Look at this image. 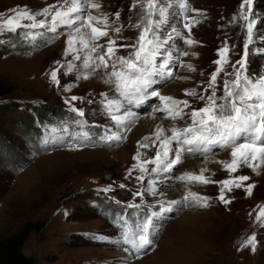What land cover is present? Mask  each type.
Masks as SVG:
<instances>
[{"label":"rangeland","instance_id":"rangeland-1","mask_svg":"<svg viewBox=\"0 0 264 264\" xmlns=\"http://www.w3.org/2000/svg\"><path fill=\"white\" fill-rule=\"evenodd\" d=\"M98 2L101 9L92 10L93 15L108 14L111 22L114 14L120 12V21L114 26L123 25L122 32L108 31L117 40L116 54L128 56L133 49L119 45L135 43L140 29L134 25L141 23L142 7L131 8L133 0ZM242 2L161 0L165 16L157 33L162 47L155 63L159 68L164 62L167 68L152 77L151 87L141 98L132 101L144 102L140 107L124 100L119 111L115 108L109 111L102 95L121 99L114 85L105 82L111 66L92 72L86 64L89 55L95 57L105 48H99L97 53L81 49L79 59H74L77 54H65L67 36L78 23L71 28L57 25L55 32L47 26L0 32V82L9 89L0 95V147L7 148L6 156L0 154V237L26 220L41 221L43 225L32 229L21 247L24 254L33 256V264H264V216L256 220L264 208V165L255 171L241 166L235 173H229L220 162L231 161L230 149L213 148L209 153L184 151L182 162L170 171L151 173L154 165L144 164L148 174L142 183L136 179L141 175L139 165L155 158L160 141L153 143L151 133L147 141L144 136L130 137L139 116H159L165 130L190 125L189 115L176 120L166 118L167 113L161 109L170 102L150 93L158 91L176 100H187L190 107L181 106L185 113L204 107L205 101L199 99V94H210L204 93V89L218 67L214 63L221 58L218 50L227 42L230 63L223 66L217 78V95H222L223 81L234 78L226 73H234L232 65L244 54L247 21L240 14ZM60 3L61 0H0V22L25 9L41 12L49 5L59 7ZM252 7L250 19L257 24L247 66L256 78L257 73L264 74V0H253ZM36 19L50 21L51 14ZM153 19L160 20L158 13ZM22 22L32 23L27 19ZM185 22L191 24L190 32L184 28ZM108 39L102 37L95 43L106 47ZM187 39L194 43L189 45ZM52 71L58 72L59 85L51 80ZM168 71L172 76L166 74ZM93 73L99 76L94 86L83 78ZM186 89H194L198 95L188 96ZM71 96L81 98L73 104L84 110V117L69 110L65 101ZM33 107L50 109L51 115L36 123L35 141L31 142L29 132L18 121L21 117L36 122ZM130 110H135V114L130 115ZM112 115L127 118L117 124ZM130 119H136L135 123ZM114 133L121 140L103 139ZM165 134L170 136L171 132ZM176 148L174 143L173 149ZM224 153L228 155L222 157ZM174 155L175 152L170 154L169 159ZM194 159L218 163L215 172L204 173L213 182L201 184L180 179L186 172L200 174L196 169L183 170L185 163ZM239 175L251 177L243 183L255 185L252 195L248 196L244 187H233L232 191L225 190V199L231 203H223L219 199L223 185L216 182ZM149 180L154 182L155 195L145 191ZM176 191L179 198L171 199ZM189 191L206 197L207 206L191 199L184 201ZM136 192H144L143 197L134 195ZM172 200L180 203L172 211L161 213L160 206L167 207ZM127 204L140 207L130 209ZM153 212L156 213L153 244L136 253L124 243L127 229L119 217H125L128 227L135 228L137 222ZM187 213L192 217L181 219ZM253 235L255 244L246 246Z\"/></svg>","mask_w":264,"mask_h":264},{"label":"snow or ice","instance_id":"snow-or-ice-1","mask_svg":"<svg viewBox=\"0 0 264 264\" xmlns=\"http://www.w3.org/2000/svg\"><path fill=\"white\" fill-rule=\"evenodd\" d=\"M138 5L143 10L141 23L134 25L140 29L139 35L134 44L119 45L120 48L130 47L133 49L128 56L116 54L117 40L109 36L108 31V29H111L115 34L122 32L123 25L114 26L120 21V12L117 11L114 14L115 19L111 22L108 14L93 15L92 10L99 11L101 9V4L98 0H62L59 7L49 5L43 8L41 12H30L25 9L16 12L15 17H9L7 20L0 22V32H14L22 27L38 29L46 26L55 32L57 25L71 28L72 25L78 23L79 26L72 28V31L67 36L65 54H77L74 55V59H79L78 53L81 49H87L89 53H97L99 48H105L103 53L95 57L89 55L86 64L92 72L101 68L107 69L111 66L112 71L107 73L105 82L114 85V90L121 99H108L107 94L102 93V95L105 97L109 111L113 108L119 111L122 107V101L131 102L141 98L142 94L151 87L153 83L152 77L167 68V64L164 62L161 63L159 68H157L155 63V58L162 47L157 33L165 16V6L162 5L161 0H146V3H144V0H133L131 8H136ZM246 6L247 10L245 11ZM252 6L253 0H243L240 5V14L247 21V39L243 45L244 54L242 58L232 65L234 73H226L227 75H233L234 78L223 81L222 95H217V78L224 70L223 66L230 63L228 60L229 48L227 42H225L224 48L218 50L221 58L214 61L218 67L211 74L208 87L204 89V93L210 92V94H199V99L205 101L204 107L185 113L183 108L190 107L187 100H176L171 96L161 95L158 91L150 93L151 96L157 97L161 101L170 102L165 103L161 109L167 113L166 118L176 120L177 118L183 119L185 115H189L192 123L184 128L173 126L168 130L157 126L153 143L160 141V147L156 152L155 158L139 165L141 175L136 177L137 180L143 183L145 175L148 174V169L144 164L151 163L154 165L151 173L170 171L174 166L182 162L184 151L189 153H209L213 148L230 149L231 161L221 162L229 173H235L241 166H247L255 171L261 165H264V74L257 73L256 78H253L252 74L248 72L247 66L249 46L253 40L254 26L257 24L255 19H250L253 13ZM53 8L56 9L54 13L52 12ZM12 11L15 12L16 10L13 9ZM157 13L160 20L153 19ZM49 14H51L50 21L46 19L37 21L36 19L39 15L47 17ZM24 19L32 21V23L25 25L22 22ZM196 23H199V21H196ZM183 26L189 32L191 31L190 23L185 22ZM102 37H109L106 47L95 43ZM186 42L189 45L194 43L191 39H187ZM184 55H188V53L185 52ZM187 67L190 70H195L191 65ZM166 74L172 76L171 71ZM83 78L87 79L88 76L84 75ZM51 80L59 85L60 80L58 79L57 71L51 72ZM185 94L188 96L198 95L194 89H186ZM78 99L81 98L71 96L65 103L69 104L70 111L76 113L79 117H84V110L75 107L73 104ZM111 118L117 124H120L127 117L112 115ZM77 123L82 122L77 121ZM165 131H170L171 135H163ZM121 138L119 134L114 133L103 139L119 141ZM144 139L147 141L150 138L145 137ZM174 143L177 145L176 149H173ZM143 146L148 147L147 144ZM173 152H175L174 158L169 159L170 154ZM135 158H139V153H137ZM206 171L207 168H202L199 175L186 172L180 179L201 184L213 182L204 176ZM129 174L131 175V172ZM250 179L251 177L248 175H239L232 179L216 182L223 185L220 189L219 199L225 204L231 203L230 200L225 199V190L232 191L233 187L236 189L244 187L246 194L251 196L255 185H244L243 183ZM153 184L154 182L149 180V188L145 189V191H150L152 195H155ZM120 187H124V185H120ZM108 190L104 189V191ZM134 195L143 197L144 192H136ZM183 199L184 201L191 199L196 204L207 206V198L199 196L196 192L189 191ZM167 203V207L160 206L161 213L172 211L173 206L180 203V201L172 200ZM126 207L130 209L139 208L140 205L127 204ZM155 216V212L151 213L142 222H137L135 228L128 227V220L125 217H119V219L124 221L127 229L124 233V243L129 244L136 253L147 249L153 244L152 228ZM262 216H264V208L260 209L256 215V220L260 221ZM255 241L256 237L253 235L246 241V246L254 245Z\"/></svg>","mask_w":264,"mask_h":264},{"label":"trees","instance_id":"trees-1","mask_svg":"<svg viewBox=\"0 0 264 264\" xmlns=\"http://www.w3.org/2000/svg\"><path fill=\"white\" fill-rule=\"evenodd\" d=\"M9 89L5 84L0 82V95L8 93ZM35 108L36 122H33L32 118L23 119L20 117L18 123H20L28 132L30 141H35L34 130L37 126L36 123H40L45 116L51 115L50 109L33 107ZM0 154L2 156L7 155V148L0 147ZM41 221L26 220L20 226L8 232L0 237V264H33L34 258L32 255L24 254L21 247L28 237L29 232L32 229H38L42 226Z\"/></svg>","mask_w":264,"mask_h":264},{"label":"bare ground","instance_id":"bare-ground-1","mask_svg":"<svg viewBox=\"0 0 264 264\" xmlns=\"http://www.w3.org/2000/svg\"><path fill=\"white\" fill-rule=\"evenodd\" d=\"M62 1V0H61ZM87 81L89 84H92L93 86L99 82V76L98 74L96 73H93V74H89L88 78H87ZM91 85V86H92ZM133 103V106H137V107H140L144 102H141V104L136 101V103L132 102L131 101V104ZM135 110H130L131 113H129L130 115H134ZM129 116V115H128ZM137 117V116H135ZM132 121V124L135 123L134 121L136 119H130ZM137 123L135 126L132 127L131 129V132H130V137L131 136H134V137H141V136H144V137H148V133H151V135L153 136L151 138V140H155V130L157 128V126H161L164 128V125L161 121V119L159 118V116L157 115H144V116H139V118L137 117ZM163 135L166 136L165 133H163ZM221 153V152H220ZM184 154V153H183ZM219 155V154H218ZM228 155V153H224L222 154V157H226ZM192 159V158H191ZM218 159V158H217ZM227 159V158H226ZM229 159V158H228ZM224 160V159H223ZM218 162V161H217ZM220 162V161H219ZM216 164V163H215ZM218 164V163H217ZM214 165L212 163L211 160L209 159H194V160H191V161H188L185 163L184 165V168L183 170H188L190 171V169H196L195 171H199L202 169V168H207V171L206 172H215V169L218 168V166ZM221 164V162H220ZM167 175V174H166ZM162 195V194H161ZM167 195V193H166ZM178 197V192H174V194L171 195V199H175ZM179 198V197H178ZM191 215H189L188 213L183 215L181 219H187L189 218ZM192 217V216H191Z\"/></svg>","mask_w":264,"mask_h":264}]
</instances>
